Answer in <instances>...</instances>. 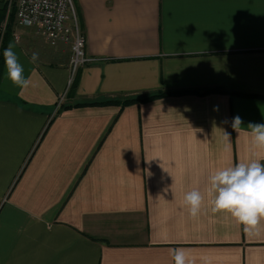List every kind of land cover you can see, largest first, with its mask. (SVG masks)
<instances>
[{"label":"crops","instance_id":"crops-1","mask_svg":"<svg viewBox=\"0 0 264 264\" xmlns=\"http://www.w3.org/2000/svg\"><path fill=\"white\" fill-rule=\"evenodd\" d=\"M74 3L89 60L70 87L69 44L9 26L31 84L20 93L3 64L0 264H174L171 248L264 264V219L246 232L206 192L264 123V0ZM163 92L184 93L122 105ZM192 190L196 217L182 204Z\"/></svg>","mask_w":264,"mask_h":264},{"label":"clouds","instance_id":"clouds-1","mask_svg":"<svg viewBox=\"0 0 264 264\" xmlns=\"http://www.w3.org/2000/svg\"><path fill=\"white\" fill-rule=\"evenodd\" d=\"M15 44L9 43L2 52L5 79L23 93L31 84L30 75H25L24 65L15 51ZM39 55L33 52L29 62L35 64ZM242 124L239 116L233 118L232 127L238 130ZM251 136L250 156L247 160L234 165L219 168L208 176L206 189L212 213H227L247 232L256 229L264 219V123H252L247 126ZM230 141L229 135H224ZM230 148V143L228 144ZM155 159V158H154ZM204 196L199 190L185 193L182 204L189 214H200ZM174 264H195V257L183 248L169 249ZM203 264H210L208 257H201Z\"/></svg>","mask_w":264,"mask_h":264},{"label":"built area","instance_id":"built-area-1","mask_svg":"<svg viewBox=\"0 0 264 264\" xmlns=\"http://www.w3.org/2000/svg\"><path fill=\"white\" fill-rule=\"evenodd\" d=\"M7 14L14 11V20L19 26L36 27L50 45L59 42L69 44L70 75L67 87L89 58L85 53V35L81 27L74 0H6ZM63 95L58 101V105Z\"/></svg>","mask_w":264,"mask_h":264},{"label":"trees","instance_id":"trees-1","mask_svg":"<svg viewBox=\"0 0 264 264\" xmlns=\"http://www.w3.org/2000/svg\"><path fill=\"white\" fill-rule=\"evenodd\" d=\"M7 2L5 0V2L2 4V7L0 8V77H1V72H2V68H3V57H2V52L4 50V48L7 47L8 45V35H9V26L11 23V20L14 17V11L13 9H10L8 14H7ZM184 92H171V93H157V94H152L149 95L147 97H143V98H133L130 100H126L122 102V105H128L131 103H139V102H145L148 100H152L154 98H158L167 94H183ZM110 101H104V102H91L89 103L90 105H99V104H106L109 103ZM68 108L64 107V109Z\"/></svg>","mask_w":264,"mask_h":264},{"label":"rangeland","instance_id":"rangeland-1","mask_svg":"<svg viewBox=\"0 0 264 264\" xmlns=\"http://www.w3.org/2000/svg\"><path fill=\"white\" fill-rule=\"evenodd\" d=\"M0 5H1V3H0Z\"/></svg>","mask_w":264,"mask_h":264}]
</instances>
